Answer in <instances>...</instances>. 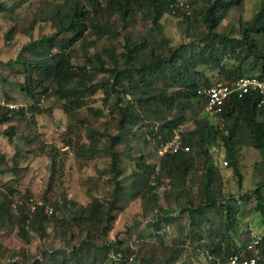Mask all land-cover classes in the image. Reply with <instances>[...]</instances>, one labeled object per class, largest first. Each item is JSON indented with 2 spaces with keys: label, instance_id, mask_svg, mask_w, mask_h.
<instances>
[{
  "label": "trees",
  "instance_id": "1",
  "mask_svg": "<svg viewBox=\"0 0 264 264\" xmlns=\"http://www.w3.org/2000/svg\"><path fill=\"white\" fill-rule=\"evenodd\" d=\"M243 1L89 0V6L82 0L39 2L26 29L30 32L38 22H46L53 31L36 39L29 35L30 40L20 46L13 61L21 66L24 78L15 85L32 103L29 107H0V125L38 114L42 110L38 100L53 98L72 121L64 133V145L73 146L79 159L103 153L108 162L100 171L107 178L105 195L102 199L93 197L80 218L65 213L58 219L57 211L69 210L65 198L62 203H49L42 197L40 201L52 210L46 216L33 197L24 196L6 183L0 185V230L9 224L26 241L32 235L43 238L49 222L65 228L61 236L73 226L86 231V236L68 249L41 250L43 261L34 259L30 264H97L110 252L119 264H176L179 260L184 264L197 254L205 259L202 264H228L233 256L264 264V95H231L214 115L213 123L204 112L207 99L202 92L217 84L209 77L214 69H218V81L223 84L249 71H257L256 76L264 81V0H260L250 19L239 22L235 30L239 37L216 31L227 13L239 9ZM138 14L141 29L135 21ZM164 14L179 19L178 23L185 26V35L197 22L201 28L189 44L183 41L172 46L159 26ZM13 32L10 28L4 33L6 42L13 40ZM98 41H104L103 46L91 54ZM98 91L103 94L107 111L116 118L114 132L100 131L81 117L87 96ZM5 100L12 101L7 96ZM88 110L98 117L103 115L101 109ZM189 119L191 126L181 137L188 151L164 153L145 164L143 155L134 154L131 147L116 149L123 134L132 127L142 132V127L154 124L157 129H145V133L158 149L170 140L175 127ZM4 132L10 137L11 128ZM24 143L29 145L32 139ZM243 146L260 156L254 164L258 179L252 189L235 198L225 194L222 167H218L214 156H222L224 168L231 169L241 190L238 160ZM50 157L53 176L54 154ZM127 158L134 162V169L126 187L123 162ZM162 190L166 191L162 203L172 199L176 214L174 210L162 211ZM124 195L149 200L158 209L157 218H151L149 223L155 239L148 241L141 232L134 249L119 240L107 239ZM240 200L246 205V214L258 216L257 238L247 227H240ZM254 240L256 244L248 248Z\"/></svg>",
  "mask_w": 264,
  "mask_h": 264
},
{
  "label": "rangeland",
  "instance_id": "2",
  "mask_svg": "<svg viewBox=\"0 0 264 264\" xmlns=\"http://www.w3.org/2000/svg\"><path fill=\"white\" fill-rule=\"evenodd\" d=\"M40 1L43 0H0V4L3 7L0 9V100L6 101L5 96L10 97L12 99L10 103H14L16 107H29L32 103L15 85V83H22L24 79L21 66L13 62L17 57L20 46L30 40V38L36 39L40 35H46L53 31L51 25L46 22H38L30 32L26 29L29 22L33 20ZM44 1L60 2L61 0ZM82 1L86 6H89V0ZM259 3L260 0H244L239 9H233L227 13V16L216 28V31L239 37L238 33H235L237 25L240 21L245 22L250 19ZM135 21L137 28L141 29L140 25L142 23L139 14ZM178 21L179 19L171 17L169 14H164L159 22V26L172 46L179 45L183 41L186 43L192 41L197 35V30L201 28V25L197 22L185 35V26L178 23ZM10 28L14 30L13 40L6 42L4 33ZM145 28H149V23L146 24ZM29 35H31L30 38ZM93 39L94 36H91V40ZM103 43L104 41H98L96 50L91 49L90 53L100 50ZM217 73L218 69H214L209 73V77L213 83H222L218 81ZM256 74L257 71H249L246 75ZM102 96L101 91L96 92L92 96H87L85 105L81 109V117L85 118L92 127L100 131L114 132L116 118L107 111V106L103 103ZM37 106L42 109L38 114L23 120L14 118V120L0 125V185L6 183L14 186L24 196L33 197L36 201L46 197L49 203H62L65 198L69 201V205H67L69 210L67 212L57 211L56 216L58 219L65 213L68 217L75 216L80 218L83 213H86L93 197L102 199L105 195L107 189L105 180L107 178L100 171L107 165V156L99 153L92 159H79L74 154L73 146L64 145V133L72 121L62 112L58 101L53 98L42 97L38 100ZM88 108L101 109L103 115L98 117L90 112ZM204 115L205 113L202 112L201 116ZM207 118L213 123L216 122L214 116L208 115ZM184 126L185 128L190 127L191 120H187ZM9 127L11 128L10 137L4 132ZM142 128V132L136 131L135 126L131 128L130 132L124 133L122 143L116 149L121 151L123 149L122 146L126 145L133 149L134 154H142L145 164L153 163L158 158L157 148L151 136L145 133V129L154 131L157 129V124ZM83 135L82 140L87 143ZM33 137L35 138L33 139ZM31 139V144L27 145L24 143L25 140ZM145 139L147 140L146 142H144ZM52 154H54L53 161L55 166L53 176L51 174L52 159L50 157ZM214 157L218 167H222L220 169H222L221 174L225 194H230L237 198L238 195L254 187L258 179L254 164L260 161V156L255 150L247 146L241 147L238 160L242 171L241 190L236 185L231 169L224 168L222 156ZM123 167L125 170L123 172V180L127 187L132 181L130 172L134 169V162L127 158L123 162ZM163 192L166 191L162 190V194L159 195L160 199L163 196ZM179 195L184 196V192L179 191ZM159 204L164 212L174 210L176 214L178 211L172 199L165 205L161 199ZM118 205L120 209L115 213V220L107 234L109 241L119 240L134 249L141 232L146 234L148 241L155 239L154 228L149 223L151 218H157L158 209H154L151 201L133 200L128 195H124ZM237 206L240 227H247L252 235H255V238L259 237L258 216L246 214L244 212L246 205L242 200L237 202ZM179 221H183V219ZM64 229L60 223L54 225L49 222L45 224V235L43 238L38 235H32L29 241H26L16 235L14 227L6 224L0 230V264H30L34 259L43 261V256L40 254L41 250L68 249L86 236V231L80 232L77 226H73L72 229L66 231L64 236H61L60 233ZM100 242L101 240L98 238L96 243L99 244ZM204 262L205 259L200 254H197L190 256L184 264H202ZM130 263L137 264L135 261ZM97 264L119 263L110 252L105 259L98 260ZM176 264H182V260H179Z\"/></svg>",
  "mask_w": 264,
  "mask_h": 264
},
{
  "label": "built area",
  "instance_id": "3",
  "mask_svg": "<svg viewBox=\"0 0 264 264\" xmlns=\"http://www.w3.org/2000/svg\"><path fill=\"white\" fill-rule=\"evenodd\" d=\"M206 95V104L204 106V112L209 116H214L221 111L224 101L231 95L241 97L248 93H258L264 95V81H261L256 75H244L237 78L230 84L217 83L209 86L202 91ZM0 107L15 108L16 105L10 102L0 100ZM185 131V126L180 125L172 130V136L170 140L162 144L157 149V157L164 153H176L179 150L188 151L187 146H182L181 137ZM225 164V163H223ZM38 207H42L43 213L46 216L52 214L51 208L42 203L40 200L36 201ZM256 240L248 246L251 248L256 244ZM228 264H255L254 259H240L238 256L229 258Z\"/></svg>",
  "mask_w": 264,
  "mask_h": 264
}]
</instances>
